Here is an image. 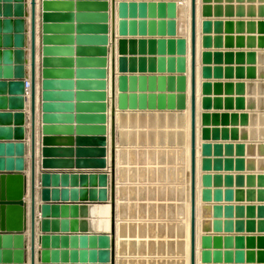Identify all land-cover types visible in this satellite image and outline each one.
<instances>
[{
  "label": "rangeland",
  "instance_id": "1",
  "mask_svg": "<svg viewBox=\"0 0 264 264\" xmlns=\"http://www.w3.org/2000/svg\"><path fill=\"white\" fill-rule=\"evenodd\" d=\"M105 8L110 117L115 79L123 91L152 94L178 83L182 60L188 77L191 0H105ZM196 8L195 264H264V0H196ZM120 51L122 68L137 74L127 87L129 71L115 76ZM139 65H148L141 75ZM148 109L121 124L115 264H190V126L176 118L185 110Z\"/></svg>",
  "mask_w": 264,
  "mask_h": 264
},
{
  "label": "crops",
  "instance_id": "2",
  "mask_svg": "<svg viewBox=\"0 0 264 264\" xmlns=\"http://www.w3.org/2000/svg\"><path fill=\"white\" fill-rule=\"evenodd\" d=\"M30 0H9L4 2L8 6L15 7L16 4L21 3L24 13L21 16H10L13 24H4L3 29L0 31L2 40L10 38L11 44L5 46L1 45L0 49L3 53L2 61L0 62V75L10 74L13 67L17 66V62L12 60V56L16 50H21L24 54V76L18 78L19 80H31L30 75V21L27 19V14L30 12ZM41 8H37V62H36V126H35V171L37 178L36 186V261L37 264H115L116 263V248L120 243L121 236H116L118 223L115 222L117 209L121 205L120 189H121V166L119 158L121 159V145H120V132L121 124L126 115L136 117L140 113H150V106L155 105L158 108L159 114L161 112L170 111H184L185 113L178 117L183 128L190 126L188 120L189 112V92L185 89V85L176 83L175 80L171 88L162 87L160 91H154L150 94L149 90L143 91V94H135L134 90L123 91V81L118 85L115 79L113 91V107L109 111L110 117H106V121L100 122L99 115L105 114L107 116L106 107V69L105 65L79 70L75 65L73 66H56L54 69H48L54 76H49L45 72L43 65L44 58L46 57L44 47L46 45L44 34L47 32L49 35H58L56 39L61 40V44L67 45L65 39L69 34H74L73 20L49 19L44 20V14L57 13L51 9L45 10L42 8V0H40ZM65 12V11H63ZM99 16H100V12ZM104 13V10L103 12ZM121 10L119 8L118 15L120 16ZM4 18V17H2ZM22 19V29L19 31L15 26L16 19ZM50 23V25H46ZM56 23V24H54ZM45 25L50 30L45 31ZM63 26L69 27L67 31H62ZM45 27V28H44ZM54 30V32H53ZM21 35V44L16 45L14 38ZM66 34V35H64ZM64 41V42H63ZM49 45V44H47ZM56 45V44H53ZM57 46V45H56ZM185 49V44L184 48ZM10 54L7 58L6 54ZM13 53V54H12ZM185 55V54H184ZM188 55V53H187ZM63 54L51 55V57L62 58ZM69 56L68 54L65 57ZM105 57V55H101ZM76 57V55L74 56ZM131 60L132 57H129ZM182 64V75L185 76L186 60L180 61ZM122 51H120L115 58V76L121 78V73L125 70L130 72L126 73V87L131 85V77L136 76V70L122 68ZM180 66V65H178ZM138 75L142 74V70H146L148 65H139ZM122 69L124 71H122ZM47 74V75H46ZM136 74V75H135ZM181 75V76H182ZM180 77V76H178ZM73 78L75 86H68L66 83ZM50 80V87H46L45 80ZM0 80L8 81L9 86L7 91L0 88V130L4 131V137H1L0 131V175H14L21 174L27 178L28 192L25 196L27 203L30 199V171H31V122H30V100L25 99L24 109L11 110L4 107L10 96L21 95L16 91L15 86L12 84L14 76L11 78H0ZM78 81L82 83L79 85ZM148 81V79H147ZM51 90L54 94L53 99H44V92ZM6 91V92H5ZM124 92V94H122ZM158 95V100L155 104L147 105L149 102L148 96ZM122 96H129L124 97ZM7 99V101H6ZM151 100V99H150ZM153 101V100H152ZM51 103L53 110H46L45 104ZM143 104L146 110L143 111ZM200 102H198V106ZM22 112L25 116L23 125L14 123L13 121H5L7 116H3V112ZM128 113V114H127ZM162 113V114H163ZM98 115V116H97ZM157 115V114H156ZM52 119H48L47 117ZM98 119H95V118ZM112 126L114 128V136H112ZM17 127L24 128V137L16 139L13 136ZM11 134V137L8 135ZM7 137V138H6ZM186 143V139L185 142ZM109 149V150H108ZM44 173L59 174L60 179L50 182V185L43 186L39 182L42 180ZM74 174L81 175L79 184L75 185L72 176ZM63 176H66L63 180ZM95 176V177H92ZM49 189L51 198L49 201L43 200V189ZM16 182H9L8 192L15 194ZM79 191V198L83 200H74V190ZM57 190V198L53 200V191ZM1 192V185H0ZM81 196V197H80ZM96 205L98 209L92 213L89 211V205ZM110 205V216L100 210V205ZM44 205H48L49 210L44 211ZM81 205L80 211L73 210L74 206ZM94 209V208H93ZM105 211H108V209ZM2 217H0V220ZM4 219L10 221L23 220L22 212L14 213V211L4 213ZM30 221V216H27ZM44 220H48L44 223ZM94 222L96 229H94ZM105 222L106 226L102 225ZM104 224V223H103ZM50 227V230H44V227ZM13 237L12 241H7L8 236ZM30 227L27 230H1L0 231V253H8L12 256V262H1L0 264H23L28 263L30 259L29 244H30ZM73 235H86V236H109L110 246V262H71V255L69 260H57L55 262H44L43 251L49 250L50 252H71L77 250L81 251L83 248L80 246L73 247L71 237ZM21 236V238L19 237ZM48 236L50 245L43 247L42 238ZM53 236H58V245L53 246ZM16 238V240H15ZM64 238H67L66 240ZM107 249L105 245H97L96 250L98 254ZM88 252L91 250L90 246L86 248ZM20 253V258L15 256V253ZM29 254L26 260V254ZM61 257V255H59ZM81 259V258H80Z\"/></svg>",
  "mask_w": 264,
  "mask_h": 264
},
{
  "label": "water",
  "instance_id": "3",
  "mask_svg": "<svg viewBox=\"0 0 264 264\" xmlns=\"http://www.w3.org/2000/svg\"><path fill=\"white\" fill-rule=\"evenodd\" d=\"M9 0H0V31L3 29L4 24L10 23L13 24V20H11L10 16H21L24 13L23 6L21 3L16 4L13 8L8 6V4L4 5V2ZM17 1V0H16ZM75 0H42V8L45 10L51 9L54 11H58L57 13H47L44 14V20L51 21L49 19H54L57 17L58 19L65 20H73L74 34H69L65 41L68 43L67 45L61 44V40L56 39L58 35H49L47 32L44 34V41L46 43L44 47V52L46 57L44 58L43 65L45 67V72H48V75L54 76L53 72L48 69H54L56 66H73L76 64L79 70L83 69V67L92 68L106 65V58L101 56L106 53V37H105V29H106V12H105V0H85L82 4L86 8H75L74 6ZM82 5V6H83ZM80 6V5H78ZM104 13H101L103 12ZM65 11V12H63ZM100 12V16L99 13ZM4 17V18H2ZM22 19L18 18L15 20L16 28L21 31L22 29ZM56 24V23H54ZM46 25H50V23H46ZM45 25V27H46ZM44 27V28H45ZM69 27L63 26L62 31H67ZM51 28L46 27L45 31L50 30ZM54 32V30H53ZM66 35V34H64ZM21 35L16 36L14 41L16 45L21 44ZM64 42V41H63ZM11 44V39L4 38L2 40L0 36V46L1 45H9ZM49 44V45H47ZM56 44V45H53ZM186 49V48H185ZM190 64H189V74L188 77L180 76L179 83L181 85H185V89L189 92V106L191 110V263L195 264V251H196V169H197V8H196V0H191V37H190ZM63 54L62 58L59 57H51V55H59ZM13 54V53H12ZM68 54L69 56L65 57ZM8 53L6 54V56ZM76 55V57H74ZM10 54L7 56V58ZM3 53L0 49V62L2 61ZM14 58V62H17V66L13 67V71L10 72L14 76V80H12V84L15 86L16 91H19L21 95L19 96H10L8 99V103L6 102V108L11 110L16 109H24L25 99L29 98L30 100V124H31V171H30V199L27 203L25 200V196L28 192L27 188V178L21 174L14 175H0V231L1 230H27L28 226L30 227V264H37L36 261V186H37V178L35 171V126H36V107H37V96H36V62H37V0H30V75H31V90L30 95L26 94L25 88V80H19L24 76V54L21 50H16L14 56H12V60ZM182 67V66H181ZM183 70V68H182ZM186 71V66H185ZM10 74H1L0 78H11ZM47 75V74H46ZM135 76L131 77V83L135 82L133 79ZM152 78V77H151ZM156 78V77H154ZM158 78V77H157ZM127 79V78H126ZM126 79H123L126 84ZM162 80L159 78V81ZM188 82V84H187ZM7 80H0V88L4 90L9 86ZM46 87H50V80H45ZM82 82L78 81L80 85ZM147 79L145 77L142 78V83H140L141 87L146 86ZM68 86H75V80L71 78L66 83ZM7 91V90H6ZM5 91V92H6ZM44 99H53L54 94L51 90L44 92ZM7 101V99H6ZM46 110H53V106L51 103L45 104ZM1 113V112H0ZM3 116H7L5 121L8 122L13 121L14 123L23 125L25 121L24 114L20 112L12 113L10 111L3 112ZM1 116V114H0ZM98 116V115H97ZM47 117V116H46ZM100 122L106 121V115L101 114L98 116ZM48 119H52L51 117H47ZM95 119H98L97 117ZM2 131V136L4 137V131ZM16 139H20L24 137V128L17 127L15 129V134H13ZM112 136H114V128L112 126ZM11 137V134L8 135ZM7 138V137H6ZM2 163V162H1ZM0 163V164H1ZM81 175L74 174L72 179L74 180L75 185L79 184V179H81ZM95 177V176H92ZM66 176H63V180H65ZM60 179L59 174H51L44 173L42 176L41 182H39L43 186L50 185V182L56 181ZM16 182L15 194L11 195L9 190V182ZM8 189L7 191H5ZM43 200L49 201L51 195L49 194V189H43ZM59 192L57 190L53 191V200L55 197L57 198V194ZM81 197V196H80ZM58 199V198H57ZM83 200L79 198V191L77 189L74 190V200ZM48 205H44L43 210H49ZM77 210V205L74 206ZM14 213L22 212L23 220H13L4 219L5 211ZM30 216V221L27 220V216ZM48 221V220H47ZM44 220V223L47 222ZM44 230H50V227H44ZM8 236V235H7ZM21 238V236H19ZM11 236H8L6 240L12 241ZM58 236H53V246L58 245ZM65 240L67 238H64ZM16 240V238H15ZM43 247H47L50 245L48 236H43L42 238ZM71 241L73 247L80 246L83 248L81 251H73L71 254L69 252H50L49 250L43 251V261L44 262H55L57 260L67 261L69 260V255H71V262H110V251L108 247L110 246V237L107 236H78L73 235L71 237ZM105 245L107 249L98 254L96 250L97 245ZM91 248L88 252L86 250L87 247ZM18 258L20 253H15ZM61 255V257L59 256ZM81 258V259H80ZM12 256L8 253H0V263L1 262H12Z\"/></svg>",
  "mask_w": 264,
  "mask_h": 264
},
{
  "label": "bare ground",
  "instance_id": "4",
  "mask_svg": "<svg viewBox=\"0 0 264 264\" xmlns=\"http://www.w3.org/2000/svg\"><path fill=\"white\" fill-rule=\"evenodd\" d=\"M28 4H30V1H28ZM41 4H40V0H37V8H41V6H40ZM30 6V5H29ZM27 19L30 21V12L27 14ZM190 20V19H189ZM190 39V38H189ZM189 46H190V42H189ZM197 76H198V72H197ZM197 92H198V83H197ZM198 96V95H197ZM198 102H199V98H197V111H198ZM189 114H190V133H189V147H190V167H191V143H190V135H191V110H190V106H189ZM196 184H197V169H196ZM190 195H191V170H190ZM191 201V200H190ZM80 207H82L81 205H79L78 207H77V210L74 208L73 210H75V212L76 211H80ZM94 208V209H93ZM99 208H100V210H102L104 213H105V215L107 214L108 216H110V212H111V209H110V205L109 204H105V205H100L99 206ZM105 208H106V210L108 209V211H105ZM88 209H89V211L92 213L93 211H96L97 209H98V207L96 206V205H93V204H91V205H89L88 206ZM95 223L96 222H94L93 224V226H94V229H96V226H95ZM104 223V224H103ZM102 225H104V226H106L105 228H106V230L107 231H109L110 230V222H109V229H107V225H106V223L105 222H102ZM30 236V235H29ZM31 244H29V253H30V251H31ZM27 264H30V259L28 260V263Z\"/></svg>",
  "mask_w": 264,
  "mask_h": 264
},
{
  "label": "built area",
  "instance_id": "5",
  "mask_svg": "<svg viewBox=\"0 0 264 264\" xmlns=\"http://www.w3.org/2000/svg\"><path fill=\"white\" fill-rule=\"evenodd\" d=\"M25 88H26V94L29 96L31 90V81L29 79L25 80Z\"/></svg>",
  "mask_w": 264,
  "mask_h": 264
}]
</instances>
